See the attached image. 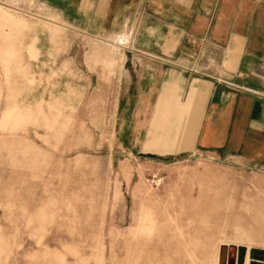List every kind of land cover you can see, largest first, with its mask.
I'll use <instances>...</instances> for the list:
<instances>
[{
    "label": "rangeland",
    "instance_id": "374dc122",
    "mask_svg": "<svg viewBox=\"0 0 264 264\" xmlns=\"http://www.w3.org/2000/svg\"><path fill=\"white\" fill-rule=\"evenodd\" d=\"M123 51L0 0V264L264 263V166L121 145Z\"/></svg>",
    "mask_w": 264,
    "mask_h": 264
},
{
    "label": "crops",
    "instance_id": "0c3cea01",
    "mask_svg": "<svg viewBox=\"0 0 264 264\" xmlns=\"http://www.w3.org/2000/svg\"><path fill=\"white\" fill-rule=\"evenodd\" d=\"M60 23L123 53L122 146L154 160L197 155L264 166V0H40Z\"/></svg>",
    "mask_w": 264,
    "mask_h": 264
},
{
    "label": "water",
    "instance_id": "95a60500",
    "mask_svg": "<svg viewBox=\"0 0 264 264\" xmlns=\"http://www.w3.org/2000/svg\"><path fill=\"white\" fill-rule=\"evenodd\" d=\"M246 249H247V247L244 246V245H240L239 246V248H238V256H237V259H238L237 264H243L244 263V259L243 258H244ZM221 260H222V264H225L226 259L224 257V254L221 257Z\"/></svg>",
    "mask_w": 264,
    "mask_h": 264
},
{
    "label": "bare ground",
    "instance_id": "6f19581e",
    "mask_svg": "<svg viewBox=\"0 0 264 264\" xmlns=\"http://www.w3.org/2000/svg\"><path fill=\"white\" fill-rule=\"evenodd\" d=\"M235 250H236L235 248H231V251H235ZM246 264H264V263L262 260L256 259L255 261H252V262H250L249 260L246 262Z\"/></svg>",
    "mask_w": 264,
    "mask_h": 264
},
{
    "label": "built area",
    "instance_id": "2783aa9c",
    "mask_svg": "<svg viewBox=\"0 0 264 264\" xmlns=\"http://www.w3.org/2000/svg\"><path fill=\"white\" fill-rule=\"evenodd\" d=\"M32 1H34V2H39L40 0H32Z\"/></svg>",
    "mask_w": 264,
    "mask_h": 264
}]
</instances>
